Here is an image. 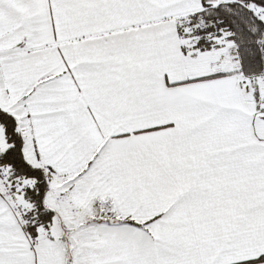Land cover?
Wrapping results in <instances>:
<instances>
[{
  "label": "snow or ice",
  "instance_id": "1",
  "mask_svg": "<svg viewBox=\"0 0 264 264\" xmlns=\"http://www.w3.org/2000/svg\"><path fill=\"white\" fill-rule=\"evenodd\" d=\"M0 264H264V0H0Z\"/></svg>",
  "mask_w": 264,
  "mask_h": 264
}]
</instances>
